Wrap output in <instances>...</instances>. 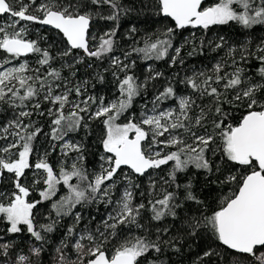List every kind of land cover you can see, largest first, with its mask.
<instances>
[{"label":"snow or ice","instance_id":"obj_1","mask_svg":"<svg viewBox=\"0 0 264 264\" xmlns=\"http://www.w3.org/2000/svg\"><path fill=\"white\" fill-rule=\"evenodd\" d=\"M0 21V264H264V0Z\"/></svg>","mask_w":264,"mask_h":264},{"label":"trees","instance_id":"obj_2","mask_svg":"<svg viewBox=\"0 0 264 264\" xmlns=\"http://www.w3.org/2000/svg\"><path fill=\"white\" fill-rule=\"evenodd\" d=\"M2 22V21H0ZM190 63H196V61H190ZM161 70H164L163 66H161Z\"/></svg>","mask_w":264,"mask_h":264}]
</instances>
